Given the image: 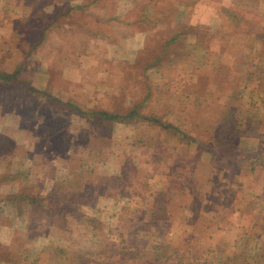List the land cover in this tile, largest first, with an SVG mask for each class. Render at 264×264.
I'll list each match as a JSON object with an SVG mask.
<instances>
[{
    "label": "rangeland",
    "instance_id": "obj_1",
    "mask_svg": "<svg viewBox=\"0 0 264 264\" xmlns=\"http://www.w3.org/2000/svg\"><path fill=\"white\" fill-rule=\"evenodd\" d=\"M10 6H6L9 11L8 18L0 22V31L3 34L0 36V46L2 45L0 47L2 51L0 53V62H2L0 69L13 71L22 65L20 79L30 77L33 69L37 66L46 72L49 63H52L53 56L56 60L53 62H57L56 64L59 65L58 62H61L59 56H62L60 51L67 49L71 44L74 47L85 43L81 42L79 37L82 36L81 33H85L87 28L85 29V25L82 28L78 21L74 20L76 25L73 24L72 30H70L71 36L67 37L68 32L59 26V21L53 26V28L56 27L55 29L48 30L46 28L47 21L43 19L44 15L38 14L42 13L41 7L37 11H31L28 9L30 5L27 8L28 11L25 14L27 19L25 20L22 19L19 12L10 13L14 10ZM236 7L241 10L242 15L247 16V19L241 20L234 16L223 26L219 21H213L212 29H210L213 36L208 35L205 26H202L201 29L199 28L200 37L194 43L195 45L189 43L191 37L186 43V37L177 36L179 29L183 30L184 28H182L183 26L179 27V21H172L170 19L172 14H169V20L163 22L159 29L154 26V23L152 24L153 26L149 28L152 30L149 38L138 37L136 45L140 48L137 49L135 57L131 60L135 62L131 64L129 63L131 61L122 60L119 57L126 55L125 51H116L114 46L110 47L108 51L107 49L103 51L104 40L98 39L96 32H89L88 45L94 46H88L87 53L83 58L82 69L73 68L68 71V77L75 80V83L71 84V91L75 95V98H72V104L84 111L88 109L86 107L87 99L91 104L98 98V106H106L111 110L121 112L130 106L128 105L130 102L132 104L139 101L146 94L144 112L158 114L164 121L171 124L170 128L148 127L140 123L136 125L123 124L125 129L118 127L115 132H110L109 128L99 127L97 122L92 121L93 118L80 115L62 102L46 107L41 103L33 104L27 93L21 88L23 102L26 99L29 101L32 114L20 118L26 125L25 131H18L17 125H15L16 130L13 131L17 132L11 136L18 137V141L25 142V146H31L29 141L36 139L38 144H41L40 151L43 153L53 151L52 145L49 147L47 144L54 142L58 150L71 154L74 162L75 159L81 157V160L87 164L80 166L81 174L88 175V189H93L92 191L97 188L103 190V194H107L124 187L123 180L128 181L137 194L133 202L134 211L137 212L135 215L137 221L134 229H129V232L123 230L122 237L114 238L120 242L118 246L114 247L106 241V239L113 238L107 237L102 232L108 228L114 231L116 221H108L106 214H104L105 216L101 214L97 218L93 215V218L102 225H98V231L92 232L91 229L84 231L76 228L73 231L77 236H80V238L78 237L80 240L72 236L60 237L62 233L58 235L54 231L49 232L51 234V236L49 235L50 241L48 238L40 240L38 243L31 240L33 243L30 241L27 244L29 250L26 254L27 258H23L20 264H64L59 262L61 257L59 248L68 249L70 252H80L88 264H264V212L260 214L255 229H240L238 218L244 214L233 215L231 223L233 228L224 226L228 220H216L212 224L219 231L215 238L210 236L208 241L206 240L207 234L212 228L206 226L208 224L206 220L200 219L198 224L202 227L196 231L200 246L193 247L190 243V228H185L183 222H179V220H165L169 210L166 212L165 207L163 210L157 202L153 205L148 199L150 191L159 188V184L155 181L152 182L151 169L156 173L160 170L164 174L166 172L164 166L169 162L167 165L172 168H179V164H185L190 169L192 167L200 168L202 177L204 175L211 177L215 172V182L210 186L209 182L205 181L204 185L208 187V183L211 190L215 191V201L218 204L220 201L217 197L220 194L218 192L223 188L220 177L222 178L223 174L212 169L209 173L205 167V156L198 159L196 154V163H193L189 154L192 150L185 146L188 142L185 137L192 138L189 133L197 131L202 133V138L206 137L207 132L217 126H222L225 119L231 120L232 129L238 125L237 121L239 120L249 127L264 131V64L254 65L259 61L264 62L262 41L264 39V0H240ZM18 9L21 10V7ZM87 23L96 26L94 20ZM44 26L45 28H43ZM142 26L138 24L136 28L141 27L138 29L141 30ZM111 33L122 39V36L117 34L119 33L117 30L112 29ZM39 34H41L40 37ZM171 37H174L173 42L168 41ZM134 39L132 38L133 41ZM37 40L38 43H36ZM31 42H35L36 49L39 50L31 52L29 50ZM107 46L105 47L107 48ZM219 47L224 51L216 52V55L213 52L204 53L203 51L205 48L210 50L219 49ZM72 52L70 61H77L76 64H78V53ZM160 54L162 55L159 57ZM65 58V60H69L68 56ZM215 62L219 65L216 66ZM251 62L255 63L251 65ZM85 75H87L88 81L94 80L93 84H82L83 81L79 84L80 79ZM107 81L116 82L117 92L124 96L115 97L118 99L115 100L110 86L103 85V82ZM217 86L222 89L223 93L217 98L220 99V102L214 100V95L208 96L209 92L213 93V89H219ZM191 92L198 94L201 99L196 100L194 97L191 99L190 97L193 96L190 95ZM54 93L58 94V92ZM230 93H234V95L230 96ZM102 96L104 97L102 98ZM221 102L226 103L227 108H225L229 112L239 109L241 113H237L238 115L231 113L232 115L228 114L223 117V111H220L218 106ZM61 113L62 115H60ZM218 115L219 119H223L215 125L214 118ZM16 119L15 117H8L5 120L1 118L0 123L15 124ZM91 126L94 132L89 131ZM179 132H183L185 136L180 138ZM98 134L100 137L97 136ZM255 134L256 131H253L248 136L252 137ZM235 140L234 134L233 137L228 138V142L233 143ZM73 141L84 142L86 146L80 148L79 145H70V142ZM183 143L184 145H182ZM205 147L208 152L207 147L209 146L206 144ZM30 148H21L18 151L29 150L32 152ZM1 151L0 157L2 156L3 160L4 153ZM4 152L11 153L10 151ZM234 152L236 151L234 150ZM74 162H71L73 166ZM150 162H153V167L150 166L151 164L148 165ZM228 162L231 165L230 170L237 167L233 157ZM119 165L120 172L119 175H116ZM11 168L15 170V163ZM205 172L208 174H204ZM253 173L257 174V179L252 180L251 184L260 185L261 194L264 196L263 165H260V168H257ZM13 183L14 180L4 183V185L7 184L9 188H12ZM160 195L161 193L156 192L158 200ZM170 199L171 201L175 199L181 201L182 197L177 198L172 194ZM88 201L90 204L93 202L91 198ZM200 203L202 204V202ZM207 204L204 208L208 206ZM84 211L87 212V216L95 214L90 208ZM130 211L124 212L123 217L129 218ZM172 214H174L173 210ZM129 219L131 220V217ZM139 219L149 220L152 227L144 230L147 227L139 223ZM138 230L140 232L137 233ZM19 241L24 242L23 239ZM203 242L204 244H202ZM29 244L32 245L28 247ZM39 251L38 258L40 260L37 262L35 259ZM194 254H200L201 259L196 262L186 261L187 257L192 258ZM132 256L137 260L131 261ZM96 258H100L101 261L97 262ZM128 258L130 259L128 260ZM229 258L230 260H228ZM231 258H235V261Z\"/></svg>",
    "mask_w": 264,
    "mask_h": 264
},
{
    "label": "crops",
    "instance_id": "obj_2",
    "mask_svg": "<svg viewBox=\"0 0 264 264\" xmlns=\"http://www.w3.org/2000/svg\"><path fill=\"white\" fill-rule=\"evenodd\" d=\"M239 1L240 0H0V22L8 18L9 11L6 9L7 5H11V9H14L13 12L10 13L19 12L21 13L22 19L25 20L27 19L25 17L26 11H28L27 8L31 5L30 8H28L31 11H37L40 7L42 8V13L40 12L38 14L44 15L43 19L47 21L46 28L48 30L55 29L56 27L53 28V26L59 21V26L66 30L68 32L66 36L70 37V30H72L75 21H78L82 28L83 25H85V29L87 28V30L85 33H81L83 37H79L81 42H85L84 44L80 43L78 44L79 46L75 45L74 47L72 44V46L68 45L69 47L67 49L60 51L62 56H59V60L61 61L58 62L59 65L56 64L57 62H53L56 61L55 56H53V60H51L52 63H49L46 72L41 67L37 66L33 69L34 71L31 73L30 77L24 78L31 87L37 90L47 89L61 101L72 103L71 101L75 98V95L71 91V84L73 82L75 83V80L68 77V71L73 70V68L82 69V62H84L83 58L85 53H87L88 46H94L88 45L89 32H96L98 39L104 40L103 45H105L103 46V51L106 49L108 51L110 47L114 46L116 51L123 50L126 52V55H121L122 57L119 56L122 60L131 61L135 57L137 49L140 48V46L136 45L138 37L142 36L141 38H149L152 31L149 28L153 26L152 24L154 23V26L159 29L163 22L169 20V14H172L170 18L172 21H179V27L183 26L182 28H184L183 30L179 29L177 36L186 37V43L190 40L188 38L191 37L189 43L195 45L194 43H196V40L200 37L199 28L201 29L202 26H205L208 35L213 36V32L210 30L212 29L211 24L213 21H219L220 25L223 26L225 22L230 19L232 20L234 16L241 20H243V18L247 19V16H244V14L242 15L241 10L236 7ZM17 7H21V10ZM91 20L96 22V26H91L87 23ZM138 24L143 25L141 30H138L141 27L136 28ZM43 28H45V26ZM112 29L114 31L117 30V32H119L117 34L122 36V39L117 38L116 36L118 35L114 36L111 33ZM2 35L0 31V36ZM40 35L41 34H39V37ZM132 38H135L134 41ZM38 42L37 40L36 43ZM36 43L31 42L29 46L31 52L39 50L38 48L36 49ZM4 46L7 47V45ZM105 46H107V48ZM198 47L199 46H197V48ZM72 51L78 53V64H76L77 61H70L72 59ZM203 51L204 53L213 52V54L216 55V52L220 53L224 50H220L219 47V49L210 50L205 48ZM0 53H2L1 49ZM67 56L69 60H65ZM133 62L135 61L129 63L131 64ZM261 62L263 61L256 63L261 64ZM0 63L2 64V62ZM253 63L255 62H251V65ZM256 63L254 65H257ZM218 65L219 64L216 63V66ZM28 67L30 68V66ZM85 72L87 73V70H85ZM82 81V84L88 85L89 83L93 84L94 80H91L92 82L90 80L88 81L87 75H85L80 79L79 84H81ZM14 85L15 84L10 86V91L6 94L4 99L3 95L0 93V119L4 118L5 120V118L8 117L17 118L15 124L9 125L7 122L0 123V134H9L15 148V151H10L11 153L1 151V153H4L3 160L2 156L0 157V264H13L4 261V256L11 247L15 237H17V235L19 236V234L28 235L33 242L37 241L36 243L40 240H46L47 238L50 241L51 238H49V235L51 236V234H49V232L52 231L56 234L58 233V235L62 233L60 237L68 238L72 236L80 238V236H77L75 231H73L75 230V224H69L70 227L69 225L61 227L56 217H49L47 215L36 217L34 213L30 214V212H32L31 208L22 209L11 206L8 197L18 192L20 184H22L21 186H25L30 195L42 198L41 203L44 208L51 210L66 207L70 198L76 195L75 204L80 213L88 215L84 210L90 208V210L96 214H92L90 217L94 215V217L97 218V216L101 214H106L108 221H116L117 224L119 216L124 211L123 208L126 207L127 211L131 210L129 212L131 214V222L129 223L128 232L129 229H134L137 221L135 218L137 212L133 210L135 206L133 202L137 194H135L133 186H131L128 181L123 180L122 184H124V187L122 186V188L116 189L113 192H108L107 194H103V190H98L96 187V190L94 189V191H92L93 189H88V175L85 176L86 174H81V167L87 165L86 162L81 160V157L77 160L75 159L74 162V160H72L73 158H71V154L66 151L58 150L54 142L53 144H47L49 147L52 145L51 149H53V151L43 153L40 151L42 148L41 144H38L36 139L29 141L31 146H25V142L18 141V137L14 135L11 136V134L17 132L13 131L16 130L14 128L15 125H17L16 128L18 131H25L24 128H26V125L20 118L31 116L32 114L29 101L26 99V102H23L24 97L22 95V89ZM103 85L110 86L114 98L121 95L124 96V94L117 92L116 82L111 83L107 81L106 83L103 82ZM217 88L219 87L217 86ZM54 92H58V94ZM221 94H223L222 89L219 88L213 89V93L209 92L208 96L212 97L214 95V100H219L220 102V99L217 98L220 97ZM190 95H193L190 97L191 99L193 97L196 100L201 99L198 94H193V92H191ZM233 95L234 93H230V96ZM103 97L104 96H102V98ZM116 98L115 100H118ZM87 100L88 104L86 107H88V109H109L106 106H98V98L94 101L95 104H93L94 102L89 104L90 100ZM82 103L86 104L85 102ZM128 105H131V102ZM218 106L220 111H223V117L231 113L236 115H238L237 113H241L239 109L230 112L226 110L227 105L225 102L219 103ZM222 108L225 109L222 110ZM60 115H62V113ZM219 118V115L214 118L215 125L220 123L223 119ZM93 120L97 122L99 127L109 128L110 132H115L118 127L125 129V125L121 123L114 124L112 121L104 122L97 119H92V121ZM242 123L243 122L238 120V125H235L232 129L231 120L225 119L222 126H217L213 130H210L207 132L206 137L203 138L201 132H191L189 134L194 141L187 142L185 145L192 150L189 154L191 155L193 163H196V154L199 157L198 159H200L201 156L206 157L207 155L204 159L205 167H207L209 173L210 169H212L213 171L223 174L222 178L220 177L223 188L221 189L222 191L220 190L221 192H218V194L220 193L219 196H217L220 199L218 204L215 201L216 193L210 188L211 183L215 182V172L211 177L207 175L202 177L200 168L197 169L196 167H192L190 169L185 164H179V168H172L167 165L169 162L164 166V168H166L164 174L160 170L156 173L155 170L151 169L150 177L153 178L152 182L155 181V183L159 184V188L155 191L151 190L148 199L153 205L157 202L160 207H165L166 212L169 210L165 220H179V222H183L185 228H190V243L193 247L200 246L196 237L197 229L202 227L198 224L200 223V219L206 220L208 222L206 226H211L212 228L209 229L207 234L206 240L208 241L210 236L215 238L219 231V229L214 228V224H212L216 220H228V223H225L224 226L226 228H233V226H231L233 215L244 214L242 217L240 216L241 218H238L240 221L238 224L240 229H255L260 219V214L264 212V196L261 194V186L251 184V181H255L257 177V174L253 172L256 171L257 168H260V165H263L264 168V131L249 127L245 123ZM89 131L94 132L92 126ZM253 131L259 134L252 135V137H250L251 135L248 136V134H252ZM216 132L219 136L221 133L223 134L221 143H219L220 140H215L214 138ZM229 134H232V137L233 134L236 136V140L233 143L231 141V143L228 142V138H230L228 137ZM97 136L100 137L99 134ZM72 144L79 145L80 148L86 146V143L80 141H77V143L75 141L70 142V145ZM206 144L212 149L221 148V150L226 153L228 150H230V152L234 150L238 152L234 153L233 156L235 166L237 167L230 170L231 165L228 160L231 158L215 151L206 152ZM182 145H184V143ZM43 147L45 148L46 146ZM21 148H30L32 157L25 158L21 153H18V150ZM72 161L75 164L74 166L71 163ZM14 163L15 170L11 168ZM152 164L153 162H150L148 165L153 167ZM258 164H260L259 167H256ZM24 169L27 171L23 173ZM14 172L16 173V178L9 179ZM21 172L23 174H20ZM116 172V175H119L120 165L119 170ZM204 174H208V172ZM157 178L158 180H156ZM13 180L14 183L12 188H9L7 184L4 185V183L12 182ZM205 181L209 182L210 186L207 183L208 187H206L204 185ZM242 191L244 192L243 195ZM156 192L161 193L159 200L156 198ZM172 194L176 195L177 198L181 196L182 200L177 201V199H175L171 201L170 196ZM90 198L93 200L91 204L88 201ZM200 202H202V204ZM206 203H208V206L204 208ZM172 210L174 214L176 212V215L172 214ZM246 220L249 221V224L246 223ZM79 230H81V226H79ZM106 241L114 247L120 244V242L115 239H106ZM202 244H204V242ZM30 245L32 244H29L28 247H30ZM59 249L65 251L66 254L81 255L80 252H70L67 248H65L67 250L63 248ZM60 250L59 253H61ZM39 254L40 251L37 253L35 259L37 262L40 260L38 258ZM201 257L200 254H194L192 258L187 257L186 261L196 262L199 261ZM62 258L63 255H61L59 259L60 263H64L62 262ZM129 259L130 258H128V260ZM130 260L135 261L137 259L132 256ZM96 261L98 262L101 260L100 258H96Z\"/></svg>",
    "mask_w": 264,
    "mask_h": 264
},
{
    "label": "trees",
    "instance_id": "obj_3",
    "mask_svg": "<svg viewBox=\"0 0 264 264\" xmlns=\"http://www.w3.org/2000/svg\"><path fill=\"white\" fill-rule=\"evenodd\" d=\"M174 37H171L168 39V41H174ZM263 39V38H262ZM263 45H264V39ZM222 45V44H220ZM162 54L159 55V57ZM257 66H261L264 64V62H261V64L256 63ZM22 65H19V67L15 68L13 71H5L0 69V93L3 95V99L6 97V94L9 93L10 91V86L13 84L18 85L20 88L24 89V91L27 93V96L29 97L30 101L35 103H41L44 104V106H53L57 102H62L65 104V106L70 107V109L75 110L77 113H79L82 116H86L88 118H93L97 120H102V121H112L116 123H121V124H130V125H136V124H144L147 125L148 127H156V128H170L172 127L171 124L167 123L166 121L163 120L161 116L158 114L152 113V112H144V106L145 102L147 100V95L145 94L143 97L140 98L139 101L133 102L130 106H128L126 109L123 111H114L111 109H105V108H89L86 110H81L79 107L74 106L72 103L68 102H63L61 101L57 96L53 95L52 92L49 90H37L33 87H31L28 82L24 79H20V71L22 69ZM38 105V104H37ZM66 113V112H65ZM84 116V117H85ZM179 135L181 136L180 138H183L185 134L183 132H179ZM222 133L219 134L216 132L214 135L215 140H220L219 143L222 142L221 137ZM228 137H232V134H229ZM188 142H193V138H188ZM13 140L4 134H0V149L2 151H15L14 145H13ZM209 151H215L217 153H222L224 155L229 154L230 158L234 156V153L238 152H225L221 150V148L218 149H211L210 147H207ZM18 153H21L23 157H32V152L28 151H19ZM232 153V154H231ZM223 155V156H224ZM26 158V157H25ZM27 170L24 169L23 173L26 172ZM22 172L20 174H23ZM18 175V174H17ZM16 178V173L14 172L12 174V177L9 179H14ZM22 182V181H21ZM18 189V192L16 194H13L8 197L9 204L13 207L17 208H31L32 212L30 214L34 213L36 217H42V216H49V217H56L59 220V225L62 227H66V225L69 224H75V229H79V226H81L82 230L86 229H91L92 232H96L99 230V226H102L99 221H97L95 218L84 215L80 213L77 210L76 207V199L74 195L73 197L70 198L69 203L67 204L66 207H61L57 208L54 210L44 208L42 205V198L32 196L28 193L27 189L25 186H21ZM22 206V207H21ZM164 210V207H162ZM123 212L119 216L118 222L116 226L114 227V231H112L111 228H108L106 231L100 230L102 233H104L107 237L109 236L110 238H120L123 235V230H128L130 219L128 217H123L124 212H126V207L123 208ZM135 210V209H133ZM139 223H141L143 226L147 227L144 230H148V227L151 226V222L149 220H140ZM70 227V225H69ZM68 231V230H67ZM71 231V230H69ZM140 232V230L137 231V233ZM24 240V242H20L19 240ZM31 237L28 235H17L15 237L13 243L11 244V247L7 250L6 255L4 256L5 260L9 263L13 264H20L23 260V258H27V244L30 242ZM25 243V244H24ZM23 245V246H22ZM63 255L62 262L66 264H88L86 259L80 255V254H66L65 251L60 250ZM161 257V256H159ZM3 258V257H2ZM3 258V259H4ZM236 258V257H235ZM235 258H231L233 261H235ZM156 259V258H155ZM230 260V258L228 259ZM86 262V263H85Z\"/></svg>",
    "mask_w": 264,
    "mask_h": 264
}]
</instances>
